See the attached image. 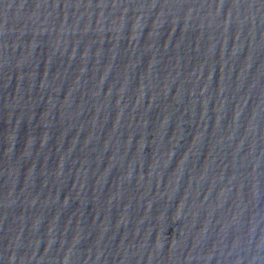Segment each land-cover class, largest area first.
I'll list each match as a JSON object with an SVG mask.
<instances>
[{
	"label": "water",
	"instance_id": "1",
	"mask_svg": "<svg viewBox=\"0 0 264 264\" xmlns=\"http://www.w3.org/2000/svg\"><path fill=\"white\" fill-rule=\"evenodd\" d=\"M0 264H264V0H0Z\"/></svg>",
	"mask_w": 264,
	"mask_h": 264
}]
</instances>
